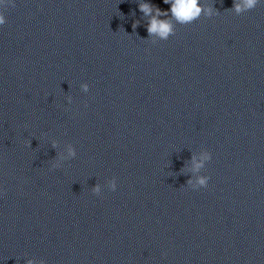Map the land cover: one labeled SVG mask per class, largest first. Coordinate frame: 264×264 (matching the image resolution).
I'll use <instances>...</instances> for the list:
<instances>
[{"label":"clouds","instance_id":"1","mask_svg":"<svg viewBox=\"0 0 264 264\" xmlns=\"http://www.w3.org/2000/svg\"><path fill=\"white\" fill-rule=\"evenodd\" d=\"M261 2L262 0H233V6L228 10L240 16L248 11L254 10ZM163 3L170 5V10H162L155 4L145 2V0H138L139 11L142 13V18L146 22L145 26L148 36L146 39L142 38L146 43L155 45L160 41H167L176 34L177 25H190L198 21L201 17L211 18L219 15L220 12L214 5L203 3L202 0H163ZM10 4L12 7H15L12 0H0V26L7 23L4 10ZM132 15H135L134 11ZM140 23V20H136L132 24L133 32L140 26ZM80 89L82 92L87 93L89 91V84L82 83ZM66 99L69 104L72 103L71 96H67ZM50 143L51 147L55 150L59 147V142L56 139H51ZM28 146H31V142H29ZM198 155L199 159L197 160L196 153H191L187 165L184 164L182 167L188 168L189 162L194 165L192 170L187 172L190 175H186L190 176L186 181V185L193 190L207 188L209 180L211 179L210 176L201 173L207 163L212 160V153L207 149H201ZM76 156L75 146L69 143L66 145V152L64 150L56 152L55 157L51 161V168L59 169L63 166L64 161L75 159ZM106 186L109 191H116L118 186L117 179L115 177L108 179ZM91 191L93 195L100 196L102 194V185L96 183L91 188ZM3 194L0 191V195ZM162 255H166V253H162ZM25 264H46V261L43 258L37 259L32 257L27 258Z\"/></svg>","mask_w":264,"mask_h":264}]
</instances>
